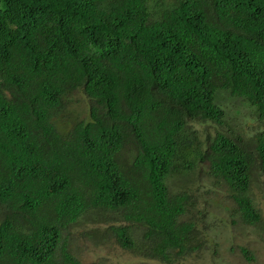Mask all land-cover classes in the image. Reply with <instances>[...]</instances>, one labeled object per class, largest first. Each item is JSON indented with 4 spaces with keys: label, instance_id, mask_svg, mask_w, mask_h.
Returning <instances> with one entry per match:
<instances>
[{
    "label": "trees",
    "instance_id": "trees-1",
    "mask_svg": "<svg viewBox=\"0 0 264 264\" xmlns=\"http://www.w3.org/2000/svg\"><path fill=\"white\" fill-rule=\"evenodd\" d=\"M260 175L264 0H0V264H81L96 225L181 263L219 190L261 221Z\"/></svg>",
    "mask_w": 264,
    "mask_h": 264
},
{
    "label": "rangeland",
    "instance_id": "rangeland-1",
    "mask_svg": "<svg viewBox=\"0 0 264 264\" xmlns=\"http://www.w3.org/2000/svg\"><path fill=\"white\" fill-rule=\"evenodd\" d=\"M219 191L216 200L220 207H211L201 220V248L175 264H264V237L258 235L264 228V175L255 178L251 186L252 199L261 215V221L255 226H249L225 211L228 197L223 195V190ZM70 238V248L78 251L81 264H157L120 249L103 225L76 229ZM241 248L247 250L246 256L241 253Z\"/></svg>",
    "mask_w": 264,
    "mask_h": 264
}]
</instances>
